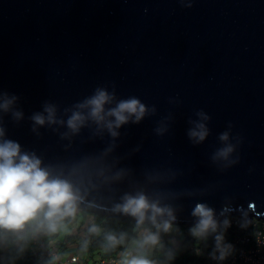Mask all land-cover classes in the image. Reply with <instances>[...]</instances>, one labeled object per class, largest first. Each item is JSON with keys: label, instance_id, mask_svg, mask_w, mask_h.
Segmentation results:
<instances>
[{"label": "water", "instance_id": "water-1", "mask_svg": "<svg viewBox=\"0 0 264 264\" xmlns=\"http://www.w3.org/2000/svg\"><path fill=\"white\" fill-rule=\"evenodd\" d=\"M113 86L157 115L121 129L105 163L129 175L92 191L88 202L120 216L113 205L141 188L176 194L179 225L193 223L196 202L264 219V0H193L191 8L181 0H0V90L17 95L25 113L19 123L4 116L8 138L66 171L100 156L113 143L107 134L37 135L29 117L45 101L63 112ZM200 110L211 117L210 136L194 146L187 131ZM169 114V132L157 136ZM230 124L239 163L225 169L210 157Z\"/></svg>", "mask_w": 264, "mask_h": 264}, {"label": "clouds", "instance_id": "clouds-1", "mask_svg": "<svg viewBox=\"0 0 264 264\" xmlns=\"http://www.w3.org/2000/svg\"><path fill=\"white\" fill-rule=\"evenodd\" d=\"M181 3L187 8L193 6V0H181ZM19 101L17 95L0 90V249L14 248L21 254L31 241L65 231L76 219L81 205L88 202L87 197L92 191L119 183L129 175L128 169H114L105 160L114 150L121 129L130 124L139 125L147 117L157 115V108L149 107L136 96L119 98L114 86L112 91L97 87L91 95L64 108L63 112L57 104L45 101L42 110L29 117L35 134L40 135L41 128L58 132L63 128L65 131L59 132L60 138L71 140L88 129L93 136L107 134L113 141L100 156L86 157L66 171L64 167L45 164L35 152L25 150L18 141L8 138L4 116H10L17 123L25 119ZM195 116L196 119L189 120L187 136L194 146H198L210 136L208 123L211 117L203 110L197 111ZM171 120V114L163 118L154 129L155 134L165 136ZM231 128L230 124L229 129L219 135L222 146L210 157L214 165L225 169L239 163L238 143H233ZM235 139L240 140L239 137ZM147 179L151 182L153 177L149 175ZM175 196L168 192L149 194L138 188L125 192L113 205L112 212L130 217L136 230L130 240L124 232L104 234L108 249L125 246L119 264H174L177 255H182L178 254L175 239L168 242L172 247L164 241L165 236L181 231L177 224L178 209L170 202ZM88 203L90 207H96L94 202ZM228 213L227 206L218 212L205 202H196L190 212L193 223L188 234L197 242L207 243L211 238L213 247L209 256L219 264L234 253V246L226 239V233L232 227ZM249 223L248 213H242L240 227L247 228ZM88 232L99 235L101 228L93 223ZM55 240L59 244L60 237ZM157 251L162 254L160 258L154 256ZM196 253L199 255L200 250ZM57 259L53 256L49 264H56Z\"/></svg>", "mask_w": 264, "mask_h": 264}, {"label": "trees", "instance_id": "trees-1", "mask_svg": "<svg viewBox=\"0 0 264 264\" xmlns=\"http://www.w3.org/2000/svg\"><path fill=\"white\" fill-rule=\"evenodd\" d=\"M95 223L101 228V233L99 235L90 234L88 228L91 224ZM78 224L76 229L72 233H68L66 239H60L59 249L63 254H80L81 256H87L93 260L103 258V257H112L117 254H120L124 251V245L108 249L106 247V242L104 239V234L112 232L119 234L121 232L127 233L129 240L136 235L134 221L130 217L123 215L117 216L114 214H109L106 211L97 209L95 207H90L87 204L81 205V210L77 215L76 219L68 224L70 228L73 225ZM181 231L185 234L181 238L179 234L173 233L172 236H165L164 241L168 247H172L170 240L175 239L181 245H189L195 243L197 245H202L211 252L213 247V241L210 238L207 243L197 242L192 239L188 234V228L191 225H180ZM260 231L264 234V228L257 227L252 225V228L246 232L247 236H251L254 232L255 234ZM228 234V233H227ZM229 235V234H228ZM59 236V233L51 238L54 240ZM44 239L49 238L43 236ZM181 240V243H180ZM228 241L231 243L237 250L242 247L241 243H236V238L232 235H229ZM255 242H250L249 246L254 247ZM159 251L154 253L156 258L161 257ZM256 258V257H255ZM257 259V258H256ZM0 264H49L47 260L39 258V254L34 252L31 249V244L29 243L25 251L21 254H18L14 248H5V251L2 253L0 258ZM174 264H208L206 258L197 253H184L182 255H177ZM237 264H244V261L239 259Z\"/></svg>", "mask_w": 264, "mask_h": 264}, {"label": "built area", "instance_id": "built-area-1", "mask_svg": "<svg viewBox=\"0 0 264 264\" xmlns=\"http://www.w3.org/2000/svg\"><path fill=\"white\" fill-rule=\"evenodd\" d=\"M238 217H236L232 221V227L228 229V234L230 236H234L236 238V243H241L242 247L237 250L234 247V253L231 257L228 258L223 264H237L239 259L244 261V264H262L264 262V234L258 231L256 234L253 232L251 236H247L246 232L252 228V224H249L247 228H241L238 224ZM256 226V225H254ZM239 227L241 230L239 232L235 231V228ZM259 227V226H257ZM243 231V233H241ZM258 238L260 240L261 245L263 248L258 251L259 246L256 245L255 239ZM255 242L254 247L251 248L249 246L250 242ZM31 248L39 254V258L43 260H47L48 263L51 261L53 256L58 257L56 260V264H119L120 254H117L112 257H103L96 260L88 258L87 256H81L80 254H63L60 252L59 244L57 241H49L44 239L43 236L37 240L31 241ZM200 250V254L203 255L208 264H219L217 261H213L209 256V251L205 246L197 245L195 243L181 245L178 244L177 250L178 254L183 253H196V250ZM241 251H244L246 254L251 255L252 259L249 258L248 262L245 261L244 258L241 256ZM257 259H256V258ZM262 262V263H260Z\"/></svg>", "mask_w": 264, "mask_h": 264}, {"label": "rangeland", "instance_id": "rangeland-1", "mask_svg": "<svg viewBox=\"0 0 264 264\" xmlns=\"http://www.w3.org/2000/svg\"><path fill=\"white\" fill-rule=\"evenodd\" d=\"M228 217L231 219V221H233L236 217H238V218H239V219H238V224L240 225L241 220H242V217H240V216H235V215H230V216H228ZM249 224L256 225V226H259V227L264 228V220H262V219H260V218H257V217H253V219H250V223H249ZM77 226H78V224L73 225L72 228H70L69 226H67V229H66L65 231L59 233L60 239H64V240H65L66 237H67V235H68V233H72V232L76 229ZM178 227H181V226L178 224ZM180 230H181V229H180ZM240 230H241V229H240L239 227H236V228H235V231H236V232H239ZM227 233H228V231H227ZM227 233H226V239H227V241H228V239H229V235H228ZM241 233H243V231H241ZM177 234H179V237H180V238H181L182 236L185 235V234L183 233V231H180V233H177ZM228 242H229V241H228ZM255 242H256V245L259 246L258 251H260V250L263 248V246H262L261 243H260V240H259L258 238H256V239H255ZM180 243H181V240H180ZM231 243H233V241H231ZM178 244H179V242H178ZM4 251H5V249H0V258H1L2 253H3ZM241 253H242V254H241L242 258H244L245 261L248 262V259H249V258L252 259L251 255L246 254L244 251H241ZM260 263H262V262H260ZM262 264H264V262H263Z\"/></svg>", "mask_w": 264, "mask_h": 264}, {"label": "crops", "instance_id": "crops-1", "mask_svg": "<svg viewBox=\"0 0 264 264\" xmlns=\"http://www.w3.org/2000/svg\"><path fill=\"white\" fill-rule=\"evenodd\" d=\"M48 240H53L51 237L47 238ZM55 240V239H54ZM56 241V240H55Z\"/></svg>", "mask_w": 264, "mask_h": 264}]
</instances>
